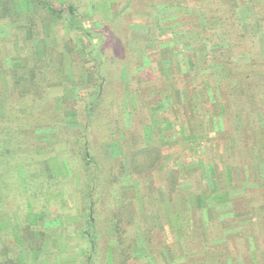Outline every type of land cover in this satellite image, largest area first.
I'll return each instance as SVG.
<instances>
[{"label":"rangeland","instance_id":"obj_1","mask_svg":"<svg viewBox=\"0 0 264 264\" xmlns=\"http://www.w3.org/2000/svg\"><path fill=\"white\" fill-rule=\"evenodd\" d=\"M178 2L177 6H163L162 8H169L170 12L168 11V13L172 15L175 13L178 15L182 14L180 22L183 24L180 25L183 27L181 31H178L179 34L176 32V35L171 31L161 35L154 28L152 29L154 30L152 31L153 33L149 31V19L148 21L145 19V16L148 15V10L147 12L145 10L149 2L145 0L136 1L132 5L130 4L131 0H53L55 6L59 9L74 8L79 15L86 18L85 24H92L93 29L100 33L99 37H115V43H113L114 51L116 50L117 54L124 56L121 60L123 61L122 65L129 67L124 68V70L118 66H116V69L109 68L112 79L108 83L102 82L101 87L105 85V87H110V89L119 90L121 83L125 81L127 76L126 79L129 82H131L133 77L139 76L144 79L143 85L147 86L150 91L149 101L151 103H149L148 111L156 104V101L159 102L163 99L157 93L158 84L164 78L167 79L166 71H168L169 67L167 68V65H164L165 67L162 66L159 58H163L164 62L167 63L165 61L167 56L164 53L169 48V43L183 46L187 42L186 45H188L189 37H197L191 35V33L198 28H205L209 32L206 37H214L210 46L217 47L222 45L218 40V36L210 33L213 29L219 28L214 22L208 20L206 22L203 21L202 25L198 22L197 24H192L191 19L183 17V15L192 13L193 7L199 6L198 0H178ZM231 2L235 4L236 0H231ZM12 5H16V9L21 11L19 15H16L14 10L5 20L0 19V53L2 52L0 57L3 58L5 63V70L12 66H17L20 62L23 63V56L26 55V52L31 47H34V49L38 47L34 50L35 53L40 48L42 53L46 54V43L49 47H52L51 51L58 49L65 51L70 39L73 40L75 45L78 44L74 58L78 59L80 63V56H82L83 48L86 46L85 40L82 33L71 29L70 22L65 20V15L63 16L65 18L62 19H56L54 15H48L45 12L44 15L41 13L42 16H40L37 12L31 13L29 7H25L23 1L18 3L15 0V2H11V7ZM130 9H133L132 13ZM153 13L156 15L157 11H153ZM187 21H190V23H187ZM246 22L239 28H234L236 35L245 33L250 46L255 43L258 48V54L250 56L249 54H236L234 59L238 62H249L250 59H253L258 62V65L252 68V74H264V66L261 64H264V52H259L264 48V36L259 31L258 26L256 27L254 19L251 18L249 22ZM34 23L35 25H31ZM104 32L107 33L106 36ZM32 37L41 38L40 40H35V43ZM112 40L114 41L113 38ZM134 53L137 55V64L143 63L141 68H135V66L130 65L128 57H133ZM219 53L215 52L213 54ZM62 54L63 59L66 61H63L66 67L58 70L57 79L59 82L53 76L54 80L50 79L47 83H41L46 91V99L38 101V104L43 109L47 107L51 111L63 113L67 123L64 122L58 129V126H55V120L49 117L47 121L53 125L50 126L45 121L40 122V124H46L47 127L42 128L40 126L34 132V136L29 139L26 134L11 133L13 138L15 137V140L19 143L15 144V150L7 157V160L2 161V158H0V216H2L0 218V234L4 238L5 243L11 245V243L15 242L13 239V228H16V224L14 223L22 221L25 226L28 222L27 217L32 224L34 223V230L45 231L48 236L44 246L39 249V259L36 260L34 258L33 250H31L30 254L26 251L20 254L22 264H87V257L89 256V248L85 244V238H83V236L85 237L84 232L88 223L83 207L87 202L86 196L89 191L87 185L89 186L91 182L89 180L91 172L90 170L86 172L87 167L84 165L83 158L74 140L78 136L76 127L79 126H76L75 123L77 124L78 122V115L80 117L77 110L81 102L74 89L73 91L72 89H65L67 85L62 78L67 74L69 79L73 80L74 75L69 65L70 56L65 52ZM151 57H153V60L148 59ZM204 57L207 59L202 66L205 67V65L213 63L215 58L219 56L211 55L206 57L204 51L202 53L196 50L191 52L187 48L181 52L180 56L183 64L184 62L192 61L197 66V68H189L190 71L185 72L187 95L182 103L188 110L187 118L192 121V125L197 127L198 131L201 130L202 132L206 130L205 126H202L205 125L202 122L204 113L201 111L203 110L201 109L202 103L198 93L194 97V93L190 90L203 83L205 76L212 73V69L200 71L199 66ZM220 61L217 60L215 63ZM133 69L135 75L131 77L129 70ZM234 71L233 73H235ZM236 72L244 75L246 71ZM48 75H51V73L49 72ZM161 76H163V79H161ZM148 77L150 80H148ZM165 84L167 86L168 80ZM7 85L5 77L1 76L0 92L8 89ZM70 86L72 85L70 84ZM82 87L83 85L80 88ZM80 88V94H83V89ZM64 90H66L65 94L68 99L62 100L60 95ZM221 92L225 96V91L222 87ZM73 93L75 98L78 99L76 103L70 101V96ZM111 93H113L112 90ZM171 100L174 104L178 102L175 93H172ZM262 104L264 107V101H262ZM73 105H75L74 109L71 110ZM0 109L2 110L3 108L0 106ZM171 109L180 118V108L171 107ZM104 110H107V106ZM195 112H199L197 114L198 119L194 118ZM39 118H44V114L39 116ZM232 118L233 124L229 121L223 123L220 125L221 129L214 130L213 127L216 121L211 122L210 129L212 131L210 130L209 139L217 145L218 154L225 153L224 166L220 163L215 164L216 177L212 178V180L218 186L226 184L228 187L230 185L228 176L231 174L234 176L236 188L240 187L245 181L243 177L245 172L241 169V165L249 162L247 158H250V162L253 163H264V156L262 155L264 153V133L256 130L250 134L249 141L243 143L241 137H244L243 132L245 131H243L242 116L234 114ZM100 123L101 121L97 122L99 125L92 129L94 135L97 136L96 142L98 141V144L101 139L109 137L110 133L109 129H102L103 123ZM26 126L29 127L30 125ZM22 131L24 132V130ZM160 135L161 133L157 129L154 137L159 138ZM164 135L171 137L169 140L172 141L162 143V152L166 154L169 151H173L178 154L185 143L184 141H186V137L178 136L176 140L172 139V136L175 135L172 130L164 132ZM4 136H7V133ZM32 139L37 144L38 154L29 152ZM93 141L96 144L95 140ZM192 141L194 142L190 144L195 143V140ZM3 144L6 145V141ZM111 145L108 143L102 145L99 159L102 161L104 158V166L98 171V176H93L96 180V188L92 199L95 220L92 232L95 234L98 245V256L95 264L122 263L123 260L119 258L120 254L118 252L120 248L116 236V217L125 215L127 203L134 200H138L137 212L132 216L130 222L129 219L125 218L126 222L123 221L121 227L123 231H126L123 245L128 255L126 264H264V251L249 250L253 246L251 244L252 240L260 247L263 246L262 250H264L263 235H256L264 224V219H258L260 216H264L262 215L264 213V202L262 200L264 199L261 201H259L260 199H233L234 204L232 203L231 206L228 204L225 207L219 206V208H216L212 203V206L205 207L203 201L206 199H197L198 195L202 196L201 193H209L207 189L208 183L202 178L200 170L196 169L198 170L196 173L189 171L191 173L190 176H192L190 177L185 174L188 171L185 169L187 166H183V163L182 165L176 163L170 166L180 168L179 171L183 173L181 176L192 181L189 184L184 183L179 189L187 191L189 186L190 189L193 187L194 192L192 195H195L194 199H175L177 204L185 202L184 208L182 207L181 209L179 205L171 204L169 199H154L152 204L145 210L140 188L144 187L143 183H141L143 181L141 177H145L146 173L140 172L138 174L135 172L133 168L138 167L137 162L135 163L136 165H131L128 152L126 154L123 149V151L121 150L120 146L110 147ZM217 151L214 150L213 153L215 159L217 158ZM231 153H234V155L229 158ZM94 154L96 155V153ZM28 156L30 158H27ZM122 161L125 162L122 163ZM189 161L193 162V160ZM231 161L234 162L231 166H240L236 172L235 169L231 172L229 167ZM168 163H171L170 159ZM193 166L194 164H189L188 168L192 169ZM157 167L159 169V166ZM225 167L229 168L226 169ZM221 171L225 172L220 175ZM251 173L252 171L248 175H251ZM154 175L160 188L157 172H154ZM236 177H238V180ZM231 188L233 189V187ZM249 190L247 191V198H252L258 194L256 190H253L254 192ZM124 191L126 192V198L123 196ZM210 201L208 200L209 205ZM186 205L188 206V211L185 210ZM256 207L259 208L260 213L255 212ZM244 208L245 211L249 209V214L243 216V218L240 216V218L236 217L235 214L244 212ZM145 211L153 215L149 219L147 228L152 233L150 237L142 231V223L139 220V215H145ZM181 212L182 216L180 217ZM223 215L226 218L222 217ZM4 216L14 222L10 225L1 226V223L6 220ZM186 217H189L190 221L187 220V223H183ZM193 219L197 221L195 223L197 224L195 227L197 231L192 235L189 233L187 225L191 224ZM250 220H253V224L258 226L256 231L252 230ZM201 227L203 229L201 231L198 230ZM240 232H243V240L245 237L248 238L247 242L240 240L238 236ZM252 232L255 234H252ZM30 233L32 232L30 231ZM19 249L13 248L15 253H19Z\"/></svg>","mask_w":264,"mask_h":264},{"label":"trees","instance_id":"obj_2","mask_svg":"<svg viewBox=\"0 0 264 264\" xmlns=\"http://www.w3.org/2000/svg\"><path fill=\"white\" fill-rule=\"evenodd\" d=\"M20 1L24 2L25 7H29L31 13L37 12L42 16L45 12L48 15H54L56 19L66 17L65 20L70 22L71 29L83 34L86 46H84L82 56H80V63L78 59L74 58L78 44L75 45L72 39L68 41L69 45H66L65 51H60L59 49L51 51L52 47H49L46 43V54L42 53L40 48L38 52L36 51L35 53L34 50L38 47H35V49L31 47L26 52V55L23 56V63L20 62L17 66H12L7 70H5L3 58L0 57V77H5L8 84V89L0 92V106L3 108L2 110L0 109V158H2V161L7 160V157L10 156L19 143L15 140V137L13 138L11 133L18 132V135L26 134L29 139L34 136V132L40 126L43 128L47 127L46 124L50 126L53 125L47 121L49 117L55 120V126L57 125L58 129L64 122L67 123L63 113L51 111V109L49 110L47 107H44V110L40 107V104H38V101L46 99V91L41 83H47L50 79L54 80L53 76L56 81L59 82L57 79V74H59L58 70L66 67L63 63V61H66L62 57V53L65 52L70 56L69 65L74 75L73 80L69 79L67 74L62 78L67 85L65 89H72V91L74 89L75 94L77 92V97H79L81 102L77 110L80 117L77 114L78 122L77 124L75 123L76 126H79L76 127L78 136H76L74 140L83 158L84 165L87 167L86 172L89 170L91 172L89 174V180L91 182L89 186L87 185L89 190L86 196L87 202L83 207L88 221L86 224L87 229L84 232L85 237L83 236L86 241L85 244L89 248L87 264H95L98 256V245L96 237L94 236L95 234L92 232L95 223L92 199L94 198L93 195L96 188V180L93 176H98V171L104 166V158L102 160L103 162L99 159L101 148L104 143L112 144L110 147L120 146L121 150H124V153L127 154L128 152L130 156L129 163L131 165L137 162L138 167H134L133 170L138 174H140V172L146 173L145 177H141L143 179L141 183H143L145 188H140L145 210L152 204L154 199H169L171 204L179 205L181 209L182 207L184 208L185 202L183 201V203L179 202L177 204L175 203V199H194L195 195H192L194 188L192 187L190 189L189 186L187 191H181L179 189L181 185H184V183H192V181H190L189 178L181 176L183 173L179 171L180 168L171 167L170 165L176 163L182 165L183 163V166H187L186 168L183 167L188 170L185 173L187 176L191 174L189 171H194V173H196L200 170L204 181L213 184L215 189L213 193L218 190V185L212 178L216 177L215 164L220 163L224 166L225 153L218 154L217 145L209 139L210 130L212 131V129H210L211 122L214 120L216 121L213 127L214 130L221 129V124L228 121L233 124V115L240 114L243 119V131H245L243 132L244 137H241L243 143L249 141L250 134L256 130H260L264 133V107L262 104V101H264V74H252V68L258 65L257 61L250 59L249 62H238L234 59L236 54H249V56L258 54V48L255 43L250 46L247 42V35L245 33L236 35L234 28H239L252 18L255 20L256 27L258 26L259 31H261L264 36V0H236V3H233L234 5L231 0H198L199 6L193 7L192 13L183 15V17L185 16L184 18L191 19L192 24H197L198 22L202 25L203 21L206 22L208 20L214 22L219 28L213 29L210 33L218 36V40L222 45L211 47L210 45L214 37H206V34L209 32L205 28H198L195 32H192L191 35L197 37H189L190 41L188 45H186L187 42H183V46L176 43H169V48L166 49V53H164V55L166 54L167 56V59H165L167 63L164 62L163 58H159L162 66L167 65V68L169 67L168 71H166L167 79H163V76H161L163 80L158 84L159 89L157 93H159L163 99L159 102L156 101V104L151 107L150 111H148V106H150L149 103H151L149 101L150 91L147 86L143 85L144 79H141L139 76L133 77L131 82H129L128 79H126L128 77L126 74L127 77L125 81L121 83L119 90L110 89V87H105V85L101 87L102 82L108 83L112 79L109 68L116 69V66H118L124 70V68L129 67L122 65L123 61L121 60L124 56L117 54L116 50L114 51L113 43H115V37H99L100 33L93 29L92 24H85L84 21L86 18L79 15L74 8L59 9L55 6L53 0H17L18 3ZM136 1L140 0H131L130 4L132 5ZM145 1L149 2L145 10L146 12L148 10V15L145 16V19L146 21L149 19L150 32L158 30L161 35H165L168 31L175 33V35L176 32L179 34L178 31H181L183 27L180 25L183 24L180 22L182 14L178 15L175 13L172 15L168 13V11L170 12L169 8H162L163 6H177L179 3L178 0ZM11 2H15V0H0L1 20H5L14 10L16 15H19L21 12L16 9V5H12L11 7ZM132 10L133 9H130L131 13ZM153 11H157V14L154 15ZM64 15L65 17H63ZM187 23H190V21H187ZM31 25H35V23ZM153 28L154 30H152ZM106 34L107 33L104 32L105 36ZM32 38L35 41L40 40L41 37ZM244 39L246 40L244 41ZM186 48L191 52L196 50L202 53L204 51L206 57H210L211 55L219 56L215 58V61H220L221 59L220 62L216 63L213 59V63L205 65L204 67L202 65H204L207 59L204 57L203 60H201L199 69L200 71L212 69V73L205 76L203 83L190 90L194 93V97L196 93H198V97L202 103L201 109L203 110L201 111L204 112L202 115V122L205 124L202 126H205L206 129L203 132L201 130L198 131L197 127L192 125V121L187 118L188 110L184 106V103H182L187 95L185 72L190 71L189 68H197L196 64L192 61L188 63L184 62L183 64L180 56L181 52ZM215 52L220 53L213 54ZM259 52H264V48ZM54 54H56L55 57ZM148 59L153 60V57ZM128 60L130 65L135 66V68H141L143 65V63L137 64L136 61H138V59L135 53L133 57H128ZM261 64L264 66L263 63ZM241 70L247 73L245 72L243 75V73L236 72ZM129 71L131 77L135 75L134 69ZM233 71L236 74L233 73ZM49 72L51 75H48ZM148 80H150L149 77ZM167 80L168 84L166 86L165 83ZM70 84L72 86L69 87ZM82 85L83 87L80 88ZM221 87L225 91V96L221 92ZM79 88L83 89V94H80ZM111 90L113 93H111ZM65 91L66 90L60 95L62 96V100L68 99ZM172 93H175L177 97L178 102L176 104L171 100ZM70 97L71 102H78L76 101L78 99L75 98L74 93ZM74 106L75 105L72 106L71 110L74 109ZM106 106L107 110H104ZM171 107L176 109L177 107L180 108V118L177 114L172 112ZM198 113L199 112H195V119H198ZM43 114L44 118H39V116ZM42 121H45L46 124H40ZM99 121L103 123L102 129H109L110 133L109 137L101 139L98 144V141L96 142L97 136L94 135L92 129L99 125L97 124ZM28 124L30 125L29 127L26 126ZM25 127L29 130L24 129ZM21 128H23L22 130H24V132ZM157 129H159V133H161L159 138L154 137ZM171 130L175 133L172 139L176 140L178 136L182 138L186 137L185 143L182 141L184 144L182 143L183 147L178 154L173 151H169L166 154L162 152V143L172 141L169 140L171 137L169 138L164 135V132ZM6 133L7 136H4ZM93 140H95L96 144L93 143ZM192 140H195V143L190 144L194 142ZM5 141L7 143L6 145L3 144ZM30 144L29 152H36L38 154L39 151L37 150L35 140L32 139ZM214 150L217 151L216 159L213 154ZM94 153H96V155ZM233 155L234 153H231L229 158ZM27 158L30 157L28 156ZM169 159L171 160L170 164L168 163ZM189 160H193V162ZM124 162L125 161H122V163ZM189 164H194L192 169L188 168ZM232 164H234L233 161L230 162L229 166ZM157 166H159V169ZM154 172H157L159 176L160 188L158 187ZM223 172L225 171H221L220 174ZM125 194L126 192L124 191V197ZM201 195L203 198L204 194L201 193ZM213 196L223 197V193L216 192ZM137 204L138 200L127 203L124 212L125 215L121 217L118 215L116 217V236L120 248L117 249L120 254L119 258L123 260L121 264H126L128 260L126 248L123 246L126 231H123L121 228L122 223L123 221L126 222L125 218L129 219L130 222L132 216L137 212ZM185 210H189L187 205ZM181 214L182 212L180 213V217L182 216ZM1 217L2 216H0V218ZM151 217H153V215L147 211H145V215H139L140 223H142V231L146 233L148 237L152 236V233L147 229ZM6 220L3 221L4 224L1 223V226L10 225L14 222L8 218H6ZM27 220L28 222L25 226L22 221H19L20 223H14L16 224V228H13V239L15 242L11 243V245H7L0 234V264H22L20 254L26 251L30 254L31 250H33L32 253L34 258L36 260L39 259V249L44 246L48 236L45 231L34 230V223L32 224L28 217ZM187 220L190 221V218L186 217L183 223H187ZM191 221L192 223H189L187 228L189 233L193 235L194 232L197 231L195 228L197 225L195 223H197V221H194V219ZM202 229L203 227L198 228L200 231ZM30 231L32 233H30ZM13 248H20L18 250L19 253H15Z\"/></svg>","mask_w":264,"mask_h":264},{"label":"crops","instance_id":"obj_3","mask_svg":"<svg viewBox=\"0 0 264 264\" xmlns=\"http://www.w3.org/2000/svg\"><path fill=\"white\" fill-rule=\"evenodd\" d=\"M262 155L264 156V153ZM247 159H248L247 161H249V162L243 163L241 165V169H243L244 172H245V176H243L244 180H245L244 183H242V185H240V187H236L235 188L234 176L230 174L228 176L230 185L227 187L226 184H224L223 186L221 185V186L217 187L218 190L216 192H222L223 193V197H216L217 196L216 195L213 198H212V195L214 193H216V192L213 193V191L215 190L214 186H212L213 184L211 185V184L208 183V185H207L208 188L207 189H208L209 193L206 191L207 193H205L204 196H203V199H206L205 201H203L205 207H210L213 204L216 206V208H219V206H224L225 207V205H228V204H230V206H231L232 203H233V199H260L259 201L264 199V163H258V162H254L253 163V162H250L251 161L250 158H247ZM217 166H219V164H217ZM229 167L231 168V172L233 171V169H235V172H236L240 168L239 165H237L235 167L234 166H229ZM229 167H225V168L228 169ZM215 168H216V166H215ZM250 171H252V173H251V175H248V173ZM225 178H227V177H225ZM236 179L238 180V177H236ZM216 180H217V178H216ZM231 181H232L233 185H232ZM218 182H219V179H218ZM230 186L233 187V189ZM249 189H251V190H249ZM248 190L249 191L256 190L259 195L256 194L252 198H249V197L247 198V191ZM200 198L202 199V196L198 195L197 199H200ZM210 199H211V201H210ZM208 200L210 201V205L208 203ZM262 202H264V200H262ZM256 208H255L256 209L255 212L256 213H260L259 212V208L258 207H256ZM243 210H244V212H240V214L236 213L235 214L236 217L243 218V216H247L249 214V212H248L249 209H247V211H245V208H244ZM262 215H264V213ZM222 217L226 218L224 215ZM260 218L264 219V216H260L258 219H260ZM250 221H251L250 223H252L251 224L252 230L256 231L258 226L257 225L255 226V224H253V222H252L253 220H250ZM246 225H247V223H246ZM242 234H243V232H240L238 234V236L240 237L241 241L243 240ZM252 234H255V233L252 232ZM256 235H258V236H262L263 235V237H264V224H263V227H261V229H259V231H257ZM247 239L248 238L245 237L243 241L247 242ZM251 244L253 246L251 248H249V250H251V251H259V252L260 251H264V250H262L263 246L261 245L262 247H260L257 243H254V240L251 241ZM248 247H249V243H248Z\"/></svg>","mask_w":264,"mask_h":264}]
</instances>
